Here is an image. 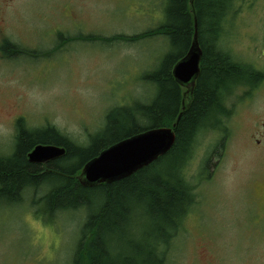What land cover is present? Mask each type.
Here are the masks:
<instances>
[{
	"label": "rangeland",
	"instance_id": "obj_1",
	"mask_svg": "<svg viewBox=\"0 0 264 264\" xmlns=\"http://www.w3.org/2000/svg\"><path fill=\"white\" fill-rule=\"evenodd\" d=\"M163 7V0H0V155L11 152L19 117L85 144L114 106L150 102L156 85L143 76L169 52L167 38L107 41L159 26ZM5 41L24 53H5ZM220 43L264 69V0H234ZM257 85L225 96L226 132L198 135L186 173L195 202L166 264H264V78L250 89ZM35 209L28 192L19 204H0V264H71L85 211L47 220Z\"/></svg>",
	"mask_w": 264,
	"mask_h": 264
},
{
	"label": "trees",
	"instance_id": "obj_2",
	"mask_svg": "<svg viewBox=\"0 0 264 264\" xmlns=\"http://www.w3.org/2000/svg\"><path fill=\"white\" fill-rule=\"evenodd\" d=\"M163 2L162 24L138 34L114 35L107 41L154 35L167 38L169 52L159 67L143 76L156 85L150 102L114 106L85 144L74 142L51 125L28 127L19 117L12 150L0 155V204H19L28 192L35 216L41 212L52 220L59 212L85 211L71 264H166L170 246L195 202L194 185L186 173L198 135L221 127L226 132L223 119L230 108L225 96L240 85L254 91L258 85L250 89L251 85L264 78V72L237 61L221 46L224 22L234 0ZM195 29L201 51L199 73L190 95H184L185 89L171 71L187 53ZM14 49L23 52L7 41L2 45L5 53ZM170 126L175 135L172 146L132 174L93 186H83L76 178L83 165L109 145L150 128ZM37 144L64 147L65 153L46 163L30 162L27 153ZM209 161L208 156L203 166ZM37 190L41 192L38 198L34 196ZM128 232L136 234L127 238ZM137 234L143 236L142 241ZM122 244L127 251L120 248Z\"/></svg>",
	"mask_w": 264,
	"mask_h": 264
},
{
	"label": "water",
	"instance_id": "obj_3",
	"mask_svg": "<svg viewBox=\"0 0 264 264\" xmlns=\"http://www.w3.org/2000/svg\"><path fill=\"white\" fill-rule=\"evenodd\" d=\"M190 3L192 4V0ZM194 26L196 28V23ZM200 55L195 29L187 53L172 69L175 81L185 86L189 94L199 72ZM174 138L172 127L150 128L125 137L104 148L97 156L86 162L76 178L83 186L122 179L164 154L172 146ZM64 153V147L37 144L27 153V158L33 163H43Z\"/></svg>",
	"mask_w": 264,
	"mask_h": 264
},
{
	"label": "flooded vegetation",
	"instance_id": "obj_4",
	"mask_svg": "<svg viewBox=\"0 0 264 264\" xmlns=\"http://www.w3.org/2000/svg\"><path fill=\"white\" fill-rule=\"evenodd\" d=\"M258 71L263 73V72H264V69H260V70H258ZM255 90H256V88H255ZM253 92H254V91H253Z\"/></svg>",
	"mask_w": 264,
	"mask_h": 264
}]
</instances>
